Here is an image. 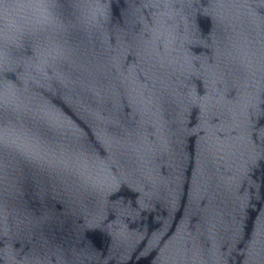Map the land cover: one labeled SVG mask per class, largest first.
I'll use <instances>...</instances> for the list:
<instances>
[{
  "label": "water",
  "instance_id": "water-1",
  "mask_svg": "<svg viewBox=\"0 0 264 264\" xmlns=\"http://www.w3.org/2000/svg\"><path fill=\"white\" fill-rule=\"evenodd\" d=\"M0 264H264V0H0Z\"/></svg>",
  "mask_w": 264,
  "mask_h": 264
}]
</instances>
